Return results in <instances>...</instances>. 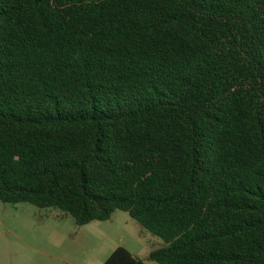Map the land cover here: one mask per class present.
<instances>
[{
	"label": "trees",
	"instance_id": "1",
	"mask_svg": "<svg viewBox=\"0 0 264 264\" xmlns=\"http://www.w3.org/2000/svg\"><path fill=\"white\" fill-rule=\"evenodd\" d=\"M0 201L264 264V0H0Z\"/></svg>",
	"mask_w": 264,
	"mask_h": 264
},
{
	"label": "rangeland",
	"instance_id": "2",
	"mask_svg": "<svg viewBox=\"0 0 264 264\" xmlns=\"http://www.w3.org/2000/svg\"><path fill=\"white\" fill-rule=\"evenodd\" d=\"M163 246L121 211L109 221L80 227L56 209L0 201V264H103L118 247L156 264L148 255Z\"/></svg>",
	"mask_w": 264,
	"mask_h": 264
}]
</instances>
